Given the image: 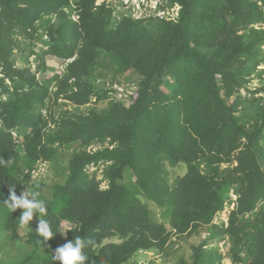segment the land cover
Listing matches in <instances>:
<instances>
[{
	"label": "trees",
	"instance_id": "obj_1",
	"mask_svg": "<svg viewBox=\"0 0 264 264\" xmlns=\"http://www.w3.org/2000/svg\"><path fill=\"white\" fill-rule=\"evenodd\" d=\"M96 2L0 0V234L8 239L0 264H60L53 259L59 240L76 236L84 264H139L141 254L164 253L173 237L203 229L208 236L192 246L190 260L169 253L165 260L223 264L207 242L226 236L233 264H264V97L242 94L264 91V78L262 87L248 89L264 61V28H255L264 26V0H163V9L180 6L177 17H134L131 6L115 15L109 3ZM75 9L78 21L70 17ZM37 43L46 46L37 70L17 66L15 49L34 54ZM49 57L58 64L74 59L48 77ZM107 63L115 82L135 84L129 100L56 117L60 98L86 106L110 97L116 89L93 79ZM126 72L127 80L118 79ZM106 141L113 145L86 149ZM74 144L85 149L44 198L32 172ZM165 160L186 166L175 185ZM91 165L103 167L102 179ZM9 188L36 193L47 215L22 224L23 209L4 203ZM143 196L164 209L170 227L154 220ZM233 202L227 221H216ZM40 219L56 234L47 244L36 234Z\"/></svg>",
	"mask_w": 264,
	"mask_h": 264
},
{
	"label": "rangeland",
	"instance_id": "obj_2",
	"mask_svg": "<svg viewBox=\"0 0 264 264\" xmlns=\"http://www.w3.org/2000/svg\"><path fill=\"white\" fill-rule=\"evenodd\" d=\"M109 3L111 6H113L114 10L116 11L115 15H118L117 11L120 9H125L128 6H131V12L134 17H154L158 16L156 15L158 12L160 15L164 16L167 15L169 17H177L178 12H179V7L174 6L171 7L170 9L164 8L160 10L159 8L163 5V0H97L96 4H101L103 2ZM144 1V2H143ZM156 7H158V10H156ZM156 11V12H155ZM73 15H77L76 11L71 13V17L73 18ZM42 22V21H41ZM44 26L42 25V29L44 30ZM256 29L264 28L263 25L261 24H256L255 25ZM251 28H248L247 33H250ZM242 32H245L244 30ZM18 41L21 44H27L25 40L23 39V36H19ZM35 53H22V51H18L15 49V61L17 66H24V65H30L31 68L36 71L37 66L42 60L40 59V54L41 52L46 49L45 44L37 43L36 47H34ZM262 51H264V45L261 47ZM47 64L52 67L49 73L47 74L48 77H51L55 72L56 69L59 71H64L65 66L60 65L58 63H55L54 59L51 58L47 60ZM257 71H255L251 76H250V83L248 84V89L250 91H256V89L262 87L263 85V75L261 71H264V61L260 62L259 65L257 66ZM104 73L105 76H101V73ZM115 69L113 66L110 65V63H107L105 66L100 65L94 70V77L93 79H96V83H101L103 82V79L106 81L105 83V88L109 85L107 83H110V86L112 89H116L114 92L110 93V97H106L103 99L98 105L95 103V98L93 99V102L91 104H88L86 106H77L73 103H70L67 100H64V98H60L58 100L57 106L53 104L54 110L56 109V117H58L59 113H63L64 111H70V112H77V113H85L87 114L92 107H97L100 106V108H103L106 104L111 103L112 101H117L120 100L123 103L126 102V100H129L128 95L135 89V84H123L119 82H115L114 80V73ZM131 72H126L122 75L118 76V79L121 80H127L126 77L130 75ZM125 77V79H124ZM172 80V79H171ZM132 81V80H130ZM127 82V81H126ZM243 96H246V98H252L253 96L259 97L262 96L264 97V91L260 93H255L250 95L248 90H242ZM264 103V101H263ZM240 113V112H238ZM248 120V119H247ZM246 120V122H247ZM254 120H251L248 122V124H253ZM113 144H110L109 141H106L104 144L100 143H94L89 147H86L88 150H95L99 149L100 147L104 148L106 146H112ZM85 147H81L77 144L74 145H69L66 147H61L59 149V160L55 163L52 162H47V161H41L37 164L35 170L32 172V179L31 183H43L44 187L40 189V193L44 198L51 197V192H52V187L55 186L58 183H63L66 178H67V173H68V166L71 158L74 156L75 153L83 151ZM236 165L237 163H231V165ZM204 164L202 165L203 168ZM228 164L224 163L222 164V168L227 167ZM102 169L103 167L100 166L98 170H96L95 167L90 166V171H96V176L97 178H101L102 175ZM164 174L168 180V183L170 185H175L176 180L178 176L183 175L186 172V166L184 164H177L176 166L171 165V163L167 160L164 161ZM103 183V182H102ZM39 187V185H37ZM102 188H107L108 187V182H104L101 184ZM142 199L150 204L151 210H152V216L154 220L156 221H161L165 222L168 227H170L169 220L164 219V209L157 206L154 203H151V201L147 200L145 196L142 197ZM236 199V195H233V201ZM233 203H231L223 212L217 215L215 218L216 221H227L229 212L232 210ZM67 227L69 226L68 224L66 225ZM24 231V230H22ZM208 230L203 229L201 232H195L192 235H182V236H176L172 238L171 244L168 246L169 248L166 249V253H169L168 257H182L185 256L187 260H190L189 255L192 254V246L200 244V242L203 239H206L205 237L208 236ZM2 237L0 239V244L5 242L7 238V234L4 232H1ZM8 240V239H7ZM6 240V241H7ZM65 242V237L59 240L58 246L64 245ZM4 244V243H3ZM208 246L207 248H218L223 256V264H233L232 259L230 258L229 251L231 248V243L228 237H215V238H210L208 239L207 242ZM150 261H153L155 264H181L179 261H174L170 259V261H166L165 257L163 254L158 253V252H148L141 254L139 257V264H149Z\"/></svg>",
	"mask_w": 264,
	"mask_h": 264
},
{
	"label": "clouds",
	"instance_id": "obj_3",
	"mask_svg": "<svg viewBox=\"0 0 264 264\" xmlns=\"http://www.w3.org/2000/svg\"><path fill=\"white\" fill-rule=\"evenodd\" d=\"M175 6L179 7V9H180L179 5H175ZM159 9L162 10L163 8L160 7ZM156 10H158V7H156ZM74 11H76L77 15H73V18L70 15V17L73 20L78 21L80 18V14L76 9L73 10V12ZM178 14H179V12H178ZM156 15L162 17V15H160L159 12ZM73 59L74 58L68 59L66 62H64L61 65L65 66V64L67 62H70ZM99 168L100 167L97 166L96 170H98ZM100 175H102V174H100ZM99 179H102V177ZM104 182H106V181H103V183ZM9 192H10V196L7 200L4 201V203L13 212H15L17 209H23V211L20 215V218H19V220L22 224H28L29 225V222L33 220L34 215H39L40 217L47 215L46 202L41 200V199H38L36 193L28 192L26 190H22L21 194L18 196L16 194L15 188H9ZM235 200L236 199H234V201ZM36 234L42 238V240L45 244H47V242L49 240L53 239L56 235L53 232L50 223L44 219H40ZM83 248H84L83 238L80 236H76L73 241H69V242L65 243L64 245L56 248L55 254L53 255V259L56 261H59L60 264H84V261L86 260V256L83 252ZM152 252H155V251H152ZM161 254H163V256L166 258V256H167L166 251L164 253H161ZM168 261H170V259Z\"/></svg>",
	"mask_w": 264,
	"mask_h": 264
},
{
	"label": "built area",
	"instance_id": "obj_4",
	"mask_svg": "<svg viewBox=\"0 0 264 264\" xmlns=\"http://www.w3.org/2000/svg\"><path fill=\"white\" fill-rule=\"evenodd\" d=\"M144 2V1H143ZM76 18V17H75ZM91 167H95V168H97V166H95V165H91ZM234 203H233V206H232V208L234 207Z\"/></svg>",
	"mask_w": 264,
	"mask_h": 264
},
{
	"label": "crops",
	"instance_id": "obj_5",
	"mask_svg": "<svg viewBox=\"0 0 264 264\" xmlns=\"http://www.w3.org/2000/svg\"><path fill=\"white\" fill-rule=\"evenodd\" d=\"M50 59H51V57H49ZM56 60V59H55ZM56 61H58V60H56ZM59 62V61H58ZM42 78V77H41Z\"/></svg>",
	"mask_w": 264,
	"mask_h": 264
}]
</instances>
